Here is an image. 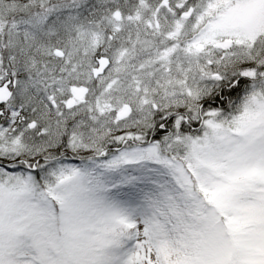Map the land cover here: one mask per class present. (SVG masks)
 Returning a JSON list of instances; mask_svg holds the SVG:
<instances>
[{
    "label": "rangeland",
    "instance_id": "374dc122",
    "mask_svg": "<svg viewBox=\"0 0 264 264\" xmlns=\"http://www.w3.org/2000/svg\"><path fill=\"white\" fill-rule=\"evenodd\" d=\"M257 1H205L215 18L196 54L140 37L138 25L150 23L130 0H0L8 105L39 110L22 126L2 125L8 113L0 115V264H264V23L256 34L264 2ZM117 11L129 16L116 23ZM216 32L235 44L218 50L213 69ZM100 54L112 63L89 85ZM227 73L245 78L243 96L225 109L203 107L217 89L213 75ZM83 86L88 97L64 114L71 89ZM124 106L130 116L119 120ZM169 118L171 128L147 139L153 122Z\"/></svg>",
    "mask_w": 264,
    "mask_h": 264
},
{
    "label": "flooded vegetation",
    "instance_id": "af4514ba",
    "mask_svg": "<svg viewBox=\"0 0 264 264\" xmlns=\"http://www.w3.org/2000/svg\"><path fill=\"white\" fill-rule=\"evenodd\" d=\"M207 1L211 4H214L217 0H130L131 10L132 12H135L139 14V7L143 5L144 12L142 13V16L144 17V22L150 23L149 25L140 26L138 25L136 31L142 38H150L154 39L156 43H161L163 47H170V46H176L180 52L182 51H190L193 50L196 52V54L202 53V45L199 39H201L202 32L204 29L205 24H210L212 21H214V18L209 17L202 6V4ZM250 0H225L226 5L230 6H238V5H245ZM264 0H258L255 4H261ZM207 4V3H205ZM207 10V9H206ZM116 13L120 14V18L115 21L116 23L122 22V16L126 17L129 15H122L119 11ZM218 12L215 13V16ZM131 15V14H130ZM132 16H139L132 14ZM263 20L260 21V27L256 31L257 36L261 34V29L263 26ZM10 25V23H9ZM232 32L236 33L235 35L242 36V32L239 30L233 29ZM124 32H119V35H116V44L118 46L123 45V38ZM233 39V38H231ZM226 42V40L217 43V45H223V43ZM233 44V40H232ZM215 45L212 46L214 51V58L213 62H209L208 67L215 69V64H218L222 59L218 58L219 51L223 48L215 47ZM233 46V45H232ZM231 46V47H232ZM230 47V48H231ZM229 49H223L225 51H229ZM99 56H105V54H100ZM108 58V57H107ZM109 59V58H108ZM182 62H184V58L181 57ZM95 58H94V67H95ZM110 60V59H109ZM111 61V60H110ZM112 63V62H111ZM93 68V67H92ZM92 70V69H91ZM91 70H90V83L89 85H94L98 80H94L91 78ZM107 72V71H106ZM105 72V73H106ZM232 78L229 73L224 74L221 76V74H214L213 78L216 82V85L219 87L226 85L225 83H228L229 78ZM11 81V80H10ZM12 85H10L11 89ZM84 88L85 90V98L88 97L90 93V89H87L86 87H80ZM11 91H13L11 89ZM72 97V96H71ZM83 101V98L80 100L79 103H75L74 107H77L81 105ZM72 108V109H73ZM4 114V112L0 111V115Z\"/></svg>",
    "mask_w": 264,
    "mask_h": 264
},
{
    "label": "trees",
    "instance_id": "16d2710c",
    "mask_svg": "<svg viewBox=\"0 0 264 264\" xmlns=\"http://www.w3.org/2000/svg\"><path fill=\"white\" fill-rule=\"evenodd\" d=\"M3 80H1L0 83H2ZM225 84L226 85L224 86H222V84L219 87L217 86L215 92L210 94L211 100L202 101L203 107L214 108V109L217 108L225 109V105L227 103L233 101V103L235 104L243 96L242 94L245 92V87H246V80L244 77L233 75L232 78L231 77L229 78L228 83ZM1 110H3L4 113H8L7 114L8 116H6V119L4 120V122H2V125H10L14 122L18 126H22L26 122L28 117L30 119L32 118V116L35 117L39 111L36 110L30 113L28 110L25 109V106L23 107L21 105V102L16 104L11 103L7 105V107L2 108ZM29 113L31 115H29ZM9 114L14 115V117L13 118L11 116L9 117ZM196 123H197L196 121L191 122L189 124H186L185 122H181L179 131H183L184 133H186L190 131V129L193 128L194 126H197ZM161 126L164 127L165 129L171 128L172 123L170 121V118L164 119L162 122L160 123L157 122L156 124H154L153 122V126L151 130L147 132L148 133L147 139L156 138L158 133L162 134V131L159 129L161 128Z\"/></svg>",
    "mask_w": 264,
    "mask_h": 264
},
{
    "label": "water",
    "instance_id": "95a60500",
    "mask_svg": "<svg viewBox=\"0 0 264 264\" xmlns=\"http://www.w3.org/2000/svg\"><path fill=\"white\" fill-rule=\"evenodd\" d=\"M115 18L116 19L119 18L118 14L115 15ZM229 46H230V43L225 44V47H229ZM56 54L60 55L59 52H56ZM97 66L98 67L96 69H93L92 71L94 79H97L99 76H101L105 72V70L109 66V61L106 58L97 59ZM9 86H10L9 81L5 82L2 86H0V105L4 104L11 97ZM74 93L77 94L78 97H81L84 94V91L76 88L74 89ZM70 106L71 104L68 103V107ZM129 114H130V108L124 107L123 110L118 114V119L119 120L126 119Z\"/></svg>",
    "mask_w": 264,
    "mask_h": 264
}]
</instances>
